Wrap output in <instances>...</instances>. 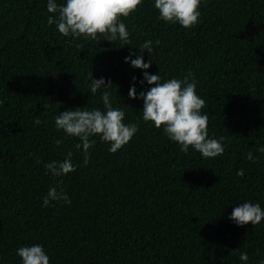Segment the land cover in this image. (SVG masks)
I'll list each match as a JSON object with an SVG mask.
<instances>
[{"label": "trees", "instance_id": "trees-1", "mask_svg": "<svg viewBox=\"0 0 264 264\" xmlns=\"http://www.w3.org/2000/svg\"><path fill=\"white\" fill-rule=\"evenodd\" d=\"M47 3L0 0V264H22L17 250L37 244L50 264H261L264 220L237 226L229 217L244 202L264 210V0H201L190 29L160 20L155 0H142L121 18L128 45L63 36L47 23L54 15ZM149 40L150 55L140 53ZM130 53L151 61L147 71L162 82L195 74L208 138L224 137L222 156L185 154L163 128L143 121V100L128 93L155 85L140 83L144 70L125 62ZM91 76L112 85L92 95ZM104 91L138 131L114 154L90 137L85 166L74 147L82 141L58 131L55 117L104 111ZM69 150L76 171L46 175L44 165ZM51 186L71 203L44 207Z\"/></svg>", "mask_w": 264, "mask_h": 264}, {"label": "clouds", "instance_id": "clouds-1", "mask_svg": "<svg viewBox=\"0 0 264 264\" xmlns=\"http://www.w3.org/2000/svg\"><path fill=\"white\" fill-rule=\"evenodd\" d=\"M141 3L142 0H66L64 5L58 6L55 0H48L47 11L54 15L48 17L47 23L50 26L55 24L58 32L65 37H84L95 41L98 36H103L104 40L115 42L119 39L128 45L130 34L125 23L121 22V18H127L137 11ZM200 7L201 0H155V8L159 12L160 20L178 24L185 29H190L198 23ZM159 43L160 41L157 40L156 44ZM145 50L150 55L152 41L140 45L139 52L143 53ZM133 55L137 58L132 59ZM129 61L133 68L144 70L141 84L146 81L149 85H155L146 92L141 91L139 96L135 85L130 87L129 98L143 100V121L151 122L157 129L163 128L167 138L177 143L185 154L192 148L200 153L203 159L222 156L224 137L208 138V116L201 112L205 107V101L196 92L195 74L188 72L183 80L172 78L162 82L159 74H150L147 71L151 61L145 63L142 55L130 53L125 58L126 63ZM135 79L133 77L134 81ZM110 85L111 82H108V86ZM108 86H105L103 78L94 79L91 76L89 88L92 95L102 87ZM101 99L104 111L76 108L64 111L55 117V127L58 131L62 130L66 136L76 137L82 141L74 147L78 151L82 150L85 166L90 159L89 149L95 144L90 137L99 136L102 142L110 145L109 152L114 154L129 143L138 131L135 123L126 125L123 122L125 112L113 108L108 91L102 93ZM41 123L44 122L39 118L35 120V124ZM54 142L59 147L62 140L57 139ZM259 151L264 153V147L259 148ZM72 156L73 153L69 150L63 161L46 163L45 174L50 173L53 178H58L75 172L77 166L72 163ZM247 159L255 162L256 157L249 152ZM237 175L243 176L244 170L238 171ZM59 201L71 203L62 188L58 191L56 186H51L43 198V206L48 207L51 202ZM229 219L237 226L251 224L254 227L264 220V210L258 203L244 202L233 209ZM17 255L21 258L22 264H50L48 255L38 244L19 248ZM239 259L246 262L247 253H241ZM261 264H264V261H261Z\"/></svg>", "mask_w": 264, "mask_h": 264}]
</instances>
